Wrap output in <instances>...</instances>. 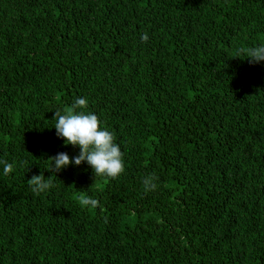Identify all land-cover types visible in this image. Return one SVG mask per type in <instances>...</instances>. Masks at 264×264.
Here are the masks:
<instances>
[{
    "label": "trees",
    "instance_id": "trees-1",
    "mask_svg": "<svg viewBox=\"0 0 264 264\" xmlns=\"http://www.w3.org/2000/svg\"><path fill=\"white\" fill-rule=\"evenodd\" d=\"M261 44L264 0H0V264H264V62L237 58ZM76 98L115 179L47 171Z\"/></svg>",
    "mask_w": 264,
    "mask_h": 264
},
{
    "label": "clouds",
    "instance_id": "clouds-1",
    "mask_svg": "<svg viewBox=\"0 0 264 264\" xmlns=\"http://www.w3.org/2000/svg\"><path fill=\"white\" fill-rule=\"evenodd\" d=\"M147 33L141 35V40L147 42ZM245 56L252 65L264 62V44L254 47L239 49V55ZM241 59V58H240ZM88 101L85 98H76L71 107L55 112V124L57 137L65 142V146L79 148V154L70 157L67 152L57 153L50 157L51 167L47 171L52 174L75 165L77 167L87 163L94 172L95 177L117 178L124 172L123 154L120 146L114 142V136L106 129H102L101 122L97 115L88 112ZM3 164V174L8 176L14 171V165L7 161H0ZM57 176V175H56ZM156 178L148 176L143 178L142 183L145 192L155 191ZM28 184L34 194L40 195L54 187L53 175L46 178L43 172L40 175H33ZM79 203L85 208L95 209L99 201L85 195H81Z\"/></svg>",
    "mask_w": 264,
    "mask_h": 264
}]
</instances>
